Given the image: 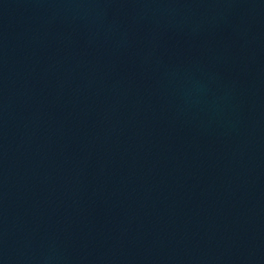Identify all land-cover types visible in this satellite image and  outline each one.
<instances>
[{
    "label": "water",
    "instance_id": "95a60500",
    "mask_svg": "<svg viewBox=\"0 0 264 264\" xmlns=\"http://www.w3.org/2000/svg\"><path fill=\"white\" fill-rule=\"evenodd\" d=\"M0 264H264V0H0Z\"/></svg>",
    "mask_w": 264,
    "mask_h": 264
}]
</instances>
